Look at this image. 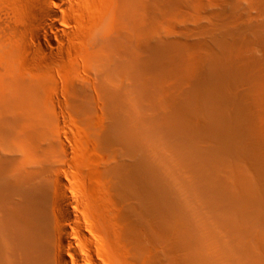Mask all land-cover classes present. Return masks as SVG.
I'll list each match as a JSON object with an SVG mask.
<instances>
[{"label":"bare ground","instance_id":"6f19581e","mask_svg":"<svg viewBox=\"0 0 264 264\" xmlns=\"http://www.w3.org/2000/svg\"><path fill=\"white\" fill-rule=\"evenodd\" d=\"M32 1L39 10L35 21L43 25L45 29L48 27L59 31L55 22L61 17L54 6H60L64 0ZM152 1L155 0H118L117 25L115 24L116 28H114L117 34V44L115 45L119 46V49L117 48L118 50L115 51L116 54L120 56L117 53L120 51L122 54L128 55V59H122L123 56H120L121 62H124V64L122 63L123 67L128 70L125 72L126 76H131L133 79V75H129V73L135 74V70L130 67L133 60L131 56H134L137 60L134 63H138L143 75L139 78L140 85L138 86L143 88L150 85L148 89H152V84H147V81L154 84L153 88L161 85L155 86L159 80V78H155V74L161 78L168 77L165 72L168 69L171 70V67L168 68L169 66L177 67L175 64L178 65L177 62L180 60H182L180 63H191L192 60L190 48L182 41H180L182 43L179 41L169 42V40L165 42L162 39L164 41L162 42L160 39L161 43H159L158 40L159 44L157 45L161 47L160 55L156 57L157 54L149 53L150 57L147 61L142 60L145 54H140L144 55L143 58L138 54L140 49L136 48L131 51V41H135L134 37L139 36L138 32H141V29L144 31L146 28V26L142 28L141 24L144 26V20L146 23L150 21L145 18H149L154 12L155 6L153 5L156 1L154 3ZM162 1L164 3V0ZM167 1L171 2V0ZM160 2L158 4H161ZM169 2L166 3L169 4ZM171 4L174 2L169 5ZM171 6L170 8H172ZM148 13L150 16H147ZM154 13L153 15H156ZM152 16L151 18H153ZM47 19L54 23L49 21L48 24ZM139 21L143 22L140 24ZM101 28L104 26L101 25ZM32 30L33 32H31L36 36L42 34L40 29L34 27ZM248 31L249 29H247ZM235 32L231 33L232 39L228 40L226 38L230 36H226L225 41L220 42L221 49L229 47L233 49L237 42L241 44L239 40H242L240 38L243 36L241 32L240 34ZM150 33L152 31L147 35L143 33L145 42L148 35L151 41L153 34ZM140 35L142 34L140 33ZM131 38L133 40H130ZM246 38L247 35L243 37L245 43ZM155 40L157 38L152 41ZM148 42L149 40L146 44ZM114 43L116 42L114 41ZM238 43L236 46H239ZM149 44L148 46L153 45ZM151 47H154L152 49L155 50L157 48L156 46ZM235 49L237 50L236 47ZM222 51L224 52L212 49L211 52L210 49V55L206 54L207 56L203 57L200 62L205 66V70L202 72L193 69L187 71L185 81L193 80L196 83L193 90H189V87L188 92L181 91V89L178 92H171V87H168L170 89L169 91L168 88L165 89L166 97L164 99L156 97L158 99L155 103L160 116L151 115L153 118L148 119V122L142 118L145 115L140 118L137 116L138 112L135 114V108L139 109V106H134L132 99L135 92L132 94V90L125 85L126 82L129 85L132 80L126 76L122 78V81L120 80L123 69L122 66L113 63L115 60L109 61L111 64L110 75L108 80L105 78L107 81L105 80L103 85H99L101 90L99 88L100 93L99 96L96 95V102L90 98L92 95L85 88H79L80 86L78 87L76 84L78 88L74 87L71 90L72 86L69 85L71 91L68 90V92H70L73 102L72 107L78 117L84 118V122L87 126L89 125L88 129L91 130L90 134L88 133L89 137L85 139V142L87 141L90 146L89 153L81 149L82 153H80H84L81 155L82 161L79 155L78 158H75L77 152L69 140L65 139L63 135L65 132L63 133L62 128L60 129L62 124L59 126V121H63V119L59 120L58 116L60 117V115H58L57 121L53 122L52 120V111L49 107L52 103L47 104L49 101L47 102L45 80L42 82V80L35 79L36 81L28 83L25 81L26 79L20 80L10 73L0 76V264H100L98 262L100 242L94 237L98 226L96 223L97 214H101L100 212L103 210L106 211V215L104 213L103 216L105 215L104 218L108 220L106 224H109L108 227L110 226L109 231L114 240V250H117L122 218L119 203L123 199L131 201V217L127 216L130 220L128 219L125 232L129 239L134 240L137 237L140 239L141 233L145 241L144 244L149 243L145 246H150L157 239L158 242L160 241L159 243L163 242L168 246L170 249L168 252L172 250L186 252L194 259L189 261V264L225 263L224 260H227L232 252L229 247L230 242H235V248L239 247L238 250L243 252L248 259L245 264H264V229L260 226L261 223L259 224V219L264 213V203H261L260 198L264 193V170L259 167L255 168L259 179H261L263 192H260L256 186L257 179L242 167V160L253 157V161L256 162L261 157L259 153L252 154V151H249L248 143L261 149L264 141L248 139L249 120L248 117H244L239 108L236 113L234 111L229 115L227 112V107H233L232 103L235 104L232 102L235 100L230 97L231 93L228 92L231 85H229L230 75H232L230 73L236 74L238 71L234 72V68L231 66L233 62H236L235 60L231 61L233 55L231 54L230 58L226 50ZM146 52H150V50ZM108 54H110L109 50ZM107 55L105 59L109 60V55ZM152 55L156 58H152ZM145 58L147 57L145 56ZM101 61L103 62V59ZM127 62L130 65L124 66ZM182 65H178V68L173 67V73L170 71L171 76L169 75V77L177 75L176 69ZM165 67L168 69L165 70ZM99 68H103V66ZM174 70L177 73L174 74ZM168 71L167 73H169ZM239 71L241 72L240 69ZM151 76L154 80H151ZM123 79L129 81L125 80L124 83ZM135 82L134 85L137 84ZM131 85L133 83H130ZM151 89H149L150 92ZM152 90L154 92V89ZM146 91L144 90L142 93L145 94ZM149 91L147 96L150 95ZM172 91L174 90L172 89ZM155 93L152 94L155 95ZM136 95L138 94L136 93ZM145 98L147 100L148 97L145 95ZM223 98L224 101L221 103L220 99L223 100ZM103 108L112 115L111 119L103 118ZM193 109L200 113L203 121L195 116ZM107 114L108 112L104 113V116ZM167 136L170 140L167 139ZM119 145L124 148L129 159L128 164L121 165L122 163L118 159L120 155L118 156L117 149L119 148L117 147ZM115 147L116 149H114ZM124 152L120 153L123 155ZM105 156L109 157L106 163V160L103 159ZM74 158L76 161L79 159L82 162L80 166L83 164L87 168L91 167L95 175L101 173L98 172L100 166L104 168L105 172L111 173V186L115 192H108V200H104L101 196L102 192H95V189H91V192L89 190L88 192L73 190L77 186H73L75 181H72V173L75 172H71ZM79 160L77 162H80ZM218 161L225 168L218 165L220 164L217 163ZM257 165L259 164L257 163ZM138 177L143 184L142 192H138L137 187H134L135 178L138 179ZM123 180L127 181V186L129 184L126 187L127 192H125L126 189L123 191V187V189L119 187ZM90 184L89 186L93 185ZM123 186L125 187L124 183ZM98 187L95 185V188ZM155 217L162 223L163 227L162 225L161 227L164 229L155 231L156 224L154 223V228H152V219ZM153 222L155 221L153 220ZM156 222L158 221L156 220ZM219 227L223 229L222 232L226 231L228 241L225 240L224 233L221 235L219 233L222 232L217 231ZM142 241L141 244H137V240L135 242L137 246L144 247ZM149 241H152L151 244ZM158 242L156 241V243ZM131 243L135 244L133 241ZM212 246L216 248L215 251L211 249ZM138 247L135 248L140 251L139 253L151 252H149V247H147L148 252L141 251L142 248ZM143 249L146 250V247ZM238 253L240 254V252ZM172 260H175L176 263L179 261ZM229 260L231 259L229 258ZM181 263L183 262L181 261ZM242 263L244 264L243 260Z\"/></svg>","mask_w":264,"mask_h":264},{"label":"rangeland","instance_id":"374dc122","mask_svg":"<svg viewBox=\"0 0 264 264\" xmlns=\"http://www.w3.org/2000/svg\"><path fill=\"white\" fill-rule=\"evenodd\" d=\"M54 1H57V0H54ZM155 1H156L155 3L156 5L154 4L153 6L155 7L158 5L159 6L157 9H155L154 7V12L157 11L158 13L156 14L152 12L151 16L153 15V13L156 14L152 16L153 18L155 17L156 19L151 18L150 13H148L149 15L147 14V16H150V17L149 18L146 17L145 19L150 20V21H147V23L145 20L144 22L142 21L144 23V26L143 24H141L142 22L139 21V23L142 25V28L145 26L146 28H144V31L143 29L140 28L141 32H138V35L141 37L137 36L139 40H137V38L135 37H134L135 41L132 38L130 39V40H133L131 41L132 44L130 43V45H132L130 46L131 51L135 50L136 48L138 50L140 49L139 51L140 53L138 54L139 55L145 54L147 58H145L144 55H143L144 58L142 55L140 56L141 58H143L142 60L147 61V59H149L150 57L149 53L153 55L157 54L155 55L156 57L160 55L161 47L160 45H157V44L161 43L162 39H164L165 42H167L168 40L169 42L182 41L183 44H185L186 46L190 48V55H191L192 60H191V63L184 62L185 64L180 63L182 62V60L178 61L177 62L178 65L180 64L181 65L184 64V65L179 66L180 68L176 69L178 73L174 70V74L177 73V75L175 74L176 76L172 74L173 69H174L173 67H175L174 65L168 67V68L171 67V70L166 68L168 65L165 67V70L167 69L169 70V71L167 70L169 73H167V71L165 72V75L168 74V77L162 74L166 78L165 77L161 78L157 76V74H155L156 72L154 71L155 73H153V75L154 74L156 75L155 78L156 79L159 78V80H157L159 84L157 83V81H155L157 83L155 84V86L161 84L160 86H158L159 88L156 87L158 88L156 89V88H153L152 85L154 84L152 82L147 81V84L148 83L152 84L151 87L152 89H154V92L151 88H149L151 89V92L149 91L148 87H150V85H146V83H145L146 86L144 85L145 87L143 88L141 87L142 90L141 88H139L140 87L138 86L140 85L138 83L139 78H141V76L143 75H142L141 67L137 65L138 63H134V62H137L134 56L130 55L131 58L133 57V60L131 59L132 66L128 62L126 63L127 65L126 64L124 65V66L130 65V67L133 70H135L134 71L135 74L129 73V75H133V79H132L131 76H128V75L126 76L125 72H127L128 70L125 67H123L124 62H121L122 59H125V58L128 59V55L126 54L124 55L122 54V52L117 51V53H119L121 57L123 56L121 59V57L115 52L116 50L119 49V46L117 47V45H115L117 44V37H116L117 34L115 33V29H114L116 28V25H117L116 10L118 8V0H64L60 6H54L59 17H61V19L55 22V25L59 27V31H56L54 29L52 30L51 28H48V27L47 29H45L43 25L35 21V16L39 10L37 6L35 5L34 1L32 0H24V1L23 0L22 1L21 0H0V76H3L5 73H10L20 80L26 79L25 81H27L28 83H32L36 80L38 81V79L42 80V82H44L45 80L46 89H47V98H48L47 102L49 101L47 104H50V103L53 104L49 106L52 111V116H53L52 120L53 122L57 121L58 115H60V117L58 116L59 120L63 119L64 122L62 120L59 121L60 122L59 126H61L62 124V127H60V129L62 128V132L63 133L65 132L63 134L65 136V139L69 140V143L72 145L74 150L77 152V154L75 155V158L76 157L78 158L80 156L79 158L81 159L82 157L81 155L84 154V153L81 154L83 149H84L83 151L86 150L89 153L88 148L90 149V146L87 141L85 142V139L89 137L88 133L90 134L91 130L88 129L89 125L87 126V124L84 122V118L80 116L78 117V115L74 111V107H72L73 102L70 96V92H68L71 86H72L71 90L74 87L78 88L79 86H80L79 88L81 87L85 88L89 92V94L92 95V97L90 96V98H93V101L96 102L97 100L96 95L99 96V93L101 90L100 88L101 86L99 85H103L105 83L104 81L106 79L108 80V77L110 75V65L111 64L109 61L115 60V62L113 63L117 66H120V67L122 66V69H123L122 74L120 76L121 77L120 80L122 81V78L126 76V78L128 77V79L130 78L133 81V82L130 81L128 85V82L126 81H129V80L123 79V82L124 83L126 82L125 85L128 86L132 90V94L135 92L132 98L134 101L133 103H134V106L136 107L139 106V109L135 108V111H136L135 114H137L138 112L139 115L137 114V116L139 117L145 115V117L143 116L142 118L144 119L145 122H148L147 120L148 119L151 120L153 116L154 117L160 116V112L158 108L156 107L155 102H156V99L158 98L164 99L166 97L165 89H167L168 87H171V89L170 88L167 89L168 91L170 89L171 92H178L180 91V89L181 91H184V92L193 90V88L196 86V83L193 80L185 81V78L187 76V71L188 70L190 71V69L191 70L193 69V70L202 72L203 70H205V66L202 63H200L203 57L210 55V53L212 52V49L213 50L219 49L221 50V53L224 52L222 50H226L230 58L233 55L232 56L233 58H231L232 59L231 61L233 62L235 60L237 62V64L236 62H233L234 67L233 65L231 66L232 68H234L233 71L234 72L238 71V73L236 74L233 72L230 73L232 75H230L231 78L229 79L230 80L229 85L231 84L232 86L230 85L231 90L229 89L228 92L229 94L231 93L230 97H232V99L235 100V101L232 100V102H235V104L232 103V105H234L233 107L231 106V104H230L231 107L226 106L228 111L225 108L224 109L225 111L229 112V115H230V114H233L234 111L236 113L239 108L240 109L239 111L244 115L245 118L248 117V120H249L248 121L249 127H247V129L250 130L248 139L249 138H252V140L260 139L263 142L264 141L263 139L264 138V29H263L264 28L263 27L264 26V0H171V2H174V4H171L173 6L169 5L171 2L167 0H164V3L162 0H159V1L155 0ZM155 1H152V3H154ZM157 1L158 3L160 1L162 2H160L161 4H158ZM165 1L169 2V4L166 3ZM170 6L172 8H170ZM47 20H48V24L52 21L49 19ZM52 22L54 23V21ZM101 25H103L104 28H101ZM148 25H149V29H148ZM34 27L42 31V34L40 36H36L35 34L32 33L33 32L32 29H34ZM247 29H249V31L252 30L253 32L251 31L252 32L251 33L248 31L249 32L248 33ZM235 30H237V32H235ZM151 31L152 33L150 34L151 35L153 34L151 36L152 37L151 41H150L149 35H148L149 39L148 38L146 39L149 40L148 44L151 42L153 44L151 46L157 47L156 50L152 49L154 47L148 46V44H146L147 40L146 42L145 40H143V37H144L143 33L147 35ZM233 32L237 34H240L241 32V35L243 37H246L247 35V38L249 39L246 38V43H245V40L243 41V37L241 36L242 38H240V35H238L239 38L242 39V40H239L241 44L238 43L237 41L236 42L239 44V46L240 45L242 46L239 47L237 45L238 46L237 47L236 46L237 43H236L233 49L230 47L228 49L227 48L221 49L222 48L221 43L225 41L226 36L231 37V38L227 37L226 39L228 40L232 39L233 36L231 35V33ZM140 33L142 35H140ZM227 33H230V34H227ZM154 38L155 39L157 38V40L153 42L152 40H154ZM158 40L160 41L159 43H158ZM114 41L116 43H114ZM156 41L157 43H155ZM135 45H137L139 48ZM235 47L237 48V50L235 49ZM106 48L109 50V53H110L108 54L110 58L109 60H107L108 58L105 59L108 53V50ZM210 49H211V52H210ZM142 50H143V53H141ZM149 50L150 52H146ZM112 52L113 53L115 52V53L113 54ZM145 52L148 54H146ZM110 55H112L113 57ZM115 56L116 57L118 56V58H116ZM155 56H153L152 58H154ZM111 57H112V60H111ZM97 59H99V61L103 59V62L101 61L102 65H100L101 62L97 61ZM175 65L177 66L175 68H178V65L177 64ZM235 65L236 66L238 65V67H235ZM250 65L252 66L250 67ZM100 66L101 67L103 66V68H99ZM181 67H184V69L185 68L186 69L185 70L181 69ZM239 69L241 70L242 73L239 71ZM162 70L164 71V69ZM170 71L172 72L171 74L174 76V78L173 76L169 77ZM134 77L136 79L135 80L136 82L134 81ZM182 77L184 79H181ZM29 78H31L32 80ZM152 78L153 77L151 76V80H154ZM166 79L169 81H167ZM146 80H148L147 77H146ZM134 82L137 84L134 85ZM162 82H163V86H162ZM130 83L131 84L133 83V85L130 86ZM76 84L78 85V87L76 86ZM69 85L70 87H68ZM173 86L174 87L176 86V87L174 88ZM160 87L163 89H161ZM172 89L174 91H172ZM144 90L146 91L145 94L142 93L144 92ZM36 91L38 90L36 89ZM148 91L150 92V95L147 96ZM136 93L138 95H136ZM152 93H155V95ZM145 95L146 97L152 98V99L149 100L147 98L146 100ZM221 99L220 101L222 103V101H224V98L223 100ZM148 101L150 102L148 103ZM241 109L246 114H244ZM106 112H108L109 114L108 117H107L108 114L104 116V113L106 114ZM102 113H103V118L105 117L104 119H108V118L111 119L110 116L112 117V115H110L108 110L104 109V112L102 110ZM193 113L200 121H203V118L200 116V113H198V111L195 110ZM61 115L62 117L65 118V120L64 118L61 117ZM151 115L153 116L151 117ZM90 116H91L90 117V120H91L92 114ZM82 119L83 121H80ZM77 120L79 123L77 122ZM219 120L221 121V118H219ZM85 135L87 136L84 137ZM167 139L170 140L168 136H167ZM248 147H249V151L250 152L252 151L251 152L252 154L259 153L261 157L257 159L256 162L253 161L254 160L253 157L242 160L243 161L242 167H244L248 172H250L254 176L255 179H257L256 186L260 192H263L262 185H261V179H259L258 173L255 171V168L259 167L261 170H264V149H263L264 142H263V147L261 149L260 148L258 149L257 146L255 147V145H251L249 143H248ZM117 148H119L117 149L118 151L117 150L116 151L118 153V156L120 155L119 156L120 158L118 157V159L120 163H122L121 165L128 164L129 159L124 152V148L121 145H119ZM114 149H116V147ZM120 152H124L123 155ZM75 158L72 161V163L73 162L74 163L71 165L72 166L71 172H75V173H72V178H73L72 181H75L76 183L75 184L73 182L74 183L73 186L77 185L76 186L77 188L76 187L73 188L74 191L78 190L79 192H88L89 190V192H91L92 191L91 189L93 190L95 189L94 190L95 192H102L101 196L104 198V200H106L109 197V196L107 197L108 192H115L111 186L112 184V175H110L111 173L105 172L104 168L100 166V169L98 172H101V173H96L95 175V173L93 174L91 167L87 168L83 164H81L82 166H80V163H82L81 162L82 159L81 161L77 159V161L78 160L80 161V162H77ZM107 158L109 157L105 156V158H103L104 160H106L105 163L107 162V160H109ZM122 158L123 159L125 158V160H123ZM217 163H220L218 165H220L221 167L224 166L219 161ZM257 163L259 165H257ZM140 181H141L140 177H138V179L135 178V181H134V184H135L134 187L135 188L137 187L136 189H138V192H142L144 190L142 186L143 184H141L142 181L141 182ZM126 182H127L126 180H123L119 184V187L124 188V189L122 188L123 191L126 189L125 192H127L126 187L129 186V184L127 186ZM90 183H92L94 187L93 185L89 186L91 185ZM123 183L125 187L123 186ZM95 185L96 187L98 186L99 187L95 188ZM260 198H261V203L263 204L264 203V193L262 194V196H260ZM130 202L131 201H128L127 199H123L119 203L120 204L119 209H120V214L122 218L120 220L121 221L120 222V233H119L117 250H114V240L112 238L111 232L109 231L110 226L108 227L109 224H106V221L108 220L104 218L106 217L105 216L106 211L103 210V212H100L101 214H97L96 223L98 226H97V230H96L94 237H96V240L100 242V246L98 248V256H99L98 262L100 264H174L175 260H172V259H177L179 261L181 259L183 263H181V261L180 262L177 261V263L179 262L181 264H189V261L194 260L186 252H182L179 250L174 252L172 249H171L172 251L168 252V250H170L168 249V246L163 242H161L162 243L161 245V243H159L160 241L158 242L157 239L156 241L158 243H156V241H153L152 243L154 244L153 246L151 244L152 241L151 242L149 241L151 244L150 246H145L149 243L144 244L145 241L141 233H140L141 235L140 239H138L137 236H136L137 238H134V240H132L131 238L129 239L125 232H126V226L128 224V219L130 220V218L128 217H131ZM104 213L105 215L103 216ZM263 216H264V213L260 217L261 221L259 219V224L261 223L260 226L264 229V217ZM126 219L127 221H125ZM153 220L155 222L157 220L158 222L155 223L153 222ZM153 223L156 224L155 231H160L164 229L162 228L163 227L162 223H160V221L156 217L152 219V224H151L152 228H154ZM219 228H217V231L220 232L221 230H223ZM223 233L226 236L225 230L219 234L222 235ZM224 235L223 237L225 239ZM136 240L138 241L137 244L138 243L141 244V241H142V243L144 244V247H146V250L143 249L144 248L143 246L141 247L140 245H138L140 246L138 247L135 242ZM225 240L228 241L227 236ZM132 241L135 244L131 243ZM234 244L235 242L233 243L230 242V246H229L232 251L229 256L231 260H229L228 258L227 260H224L225 263L223 262L222 264H229L231 261L232 263L230 264H243L242 260L244 264L247 263L246 261H248V259L246 258L245 254L243 252L241 253V251L238 250L239 247L236 249L235 248L236 245ZM135 247L142 248V250L141 249L140 250L146 251V252H148L147 247H149L150 250L149 249L148 250L149 252L150 251L151 252L147 254L145 252H144L145 254L143 252L139 253L140 251H138V249ZM211 249L215 251L216 248L212 246ZM238 252H240V254ZM238 257H239V260H237ZM177 263L175 262V264Z\"/></svg>","mask_w":264,"mask_h":264}]
</instances>
